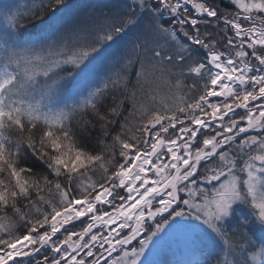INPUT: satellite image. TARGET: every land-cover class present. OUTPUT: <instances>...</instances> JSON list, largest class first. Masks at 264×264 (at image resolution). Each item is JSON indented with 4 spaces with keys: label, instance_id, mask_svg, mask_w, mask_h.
<instances>
[{
    "label": "snow or ice",
    "instance_id": "snow-or-ice-1",
    "mask_svg": "<svg viewBox=\"0 0 264 264\" xmlns=\"http://www.w3.org/2000/svg\"><path fill=\"white\" fill-rule=\"evenodd\" d=\"M230 3L237 11L209 0H131L85 12L42 42L23 39L27 22L44 7L55 17L68 0L0 7V264H152L143 258L153 238L181 219L200 222L194 242L218 248L215 264H264V243L257 248L227 231L248 206L252 227L264 234V0ZM201 23L223 24L222 41L202 33ZM133 57L140 87L129 91ZM97 62L109 69L102 83L73 91L69 85L87 82ZM157 72L168 87L163 97L141 84ZM110 85L124 92L102 111ZM89 114L104 138L119 120L99 153L78 147L72 128L80 119L95 128ZM28 155L42 171L21 165ZM83 217L81 230L66 227ZM118 220L119 231L93 233Z\"/></svg>",
    "mask_w": 264,
    "mask_h": 264
},
{
    "label": "trees",
    "instance_id": "trees-1",
    "mask_svg": "<svg viewBox=\"0 0 264 264\" xmlns=\"http://www.w3.org/2000/svg\"><path fill=\"white\" fill-rule=\"evenodd\" d=\"M16 1V0H15ZM73 1L74 3L76 0H68V2ZM19 2V0L17 1ZM48 0H23L21 1V10H23L26 6H33V7H38L41 3L47 4ZM210 3L216 4L221 10H229V11H234V6L228 4L225 0H209ZM72 9L70 10V12ZM51 11L48 7H44L42 10L37 11L36 13V19L31 20L27 22V29L23 31V39L25 41L29 40H34V41H44L47 38H49L53 33L59 28L61 25L59 22L62 21L63 18H65L67 15H64L63 17H59V21L57 23L53 22L51 26L49 25V19L51 17ZM165 23H169L168 21H165ZM200 28L201 32H211L213 35L218 39L222 41L223 37V24L220 25L219 28L213 26H208L207 28L205 27L204 24L198 25ZM193 48V55L197 56L200 59H203L204 56V50L199 48V46L192 45ZM68 70H71L70 68ZM140 70V65L139 62L136 63V65L133 67V69H126L127 77H128V89L129 91L132 90L133 87H136L139 89L140 85L137 84V76L136 73ZM194 77H190V79L187 81L186 85H191L194 81ZM103 81V80H102ZM100 82V84L102 83ZM197 85H200V81H196ZM75 81L72 82V84L69 85L70 88H75ZM143 84V88L145 91V94H147V85ZM185 91L187 89L185 88ZM124 92V89L121 88L119 90L113 89L112 86H109V91L106 97L104 98L102 104H101V110L106 111L109 106L112 104V96L115 95L117 98H119ZM196 94V93H192ZM158 102V101H157ZM130 107V105L126 102L124 104V109L125 113L127 109ZM87 119L93 120V123L96 125L95 128H93L91 125L82 127L83 125V119L80 120H74L72 122V128L76 136V143L77 146L80 147L83 150H86L91 153H99L103 151V145L100 143L101 139H105L106 143H111L112 140V135L118 133L120 131V124L119 120L117 121L116 125L114 126H109L110 127V132L112 135H109L107 138H104L102 136L101 130H100V125L99 122L95 121L91 114H89ZM123 115L119 118L122 119ZM22 166H29L32 167L34 170L37 171H42L43 170V165L41 162L36 160L35 158L31 157V155L26 156L22 161H21ZM91 174V173H90ZM93 179H99V173L93 176ZM204 182H200V185H202ZM122 193H124V190H119ZM182 196L184 198H187L186 194L182 193ZM118 203V201H117ZM155 204V203H154ZM107 208L109 211H111V208L108 205L104 206ZM245 209L249 211L251 214L249 217L247 215H242V214H237L235 218H232L231 220L228 221L227 223V231L229 232L230 235H235L237 238L241 234H244L251 242L253 245V239H257L258 242L264 243V234H259L258 229H254L252 227L253 222L255 221V217L253 216L252 212L253 210L245 206ZM8 215H12L11 209L6 210ZM89 222L88 217H83L81 218L80 221L72 222L70 225H67L66 227H69V229H74L76 231H79L82 229V227L85 225V223ZM17 234H22L25 232V229L23 227H18L16 229ZM127 231H124L121 234H126ZM62 239V235H58ZM258 245V243H257ZM256 247V245H255ZM217 253H218V248L214 245L213 248L205 254V256L202 255H197L194 257V259L189 263V264H195L196 261H202L203 264H215L216 259H217ZM169 263L168 261H164V264ZM171 264V263H170ZM174 264V263H172ZM178 264V263H177Z\"/></svg>",
    "mask_w": 264,
    "mask_h": 264
},
{
    "label": "rangeland",
    "instance_id": "rangeland-1",
    "mask_svg": "<svg viewBox=\"0 0 264 264\" xmlns=\"http://www.w3.org/2000/svg\"><path fill=\"white\" fill-rule=\"evenodd\" d=\"M17 1L18 0L16 1L15 0H0V7L4 5H9L12 7L13 12H15L17 8L21 10V1L23 0H19V2ZM225 1L228 4L232 5L230 3V0H225ZM130 2L131 0H76L75 3L73 1H70L68 2L71 5L70 8H68L67 10H61L60 12L56 14L55 17H52L51 15L49 19V25L51 26L53 22L57 23L59 21V17L61 16L63 17L64 15H67V16L63 18L62 21L59 22L61 25L70 23L72 20H74L75 18H77L78 16L82 15L85 12H90L93 10L108 11L109 9H113L118 6L124 5L125 3H130ZM71 9L72 11L70 12ZM234 11H237L235 6H234ZM165 21H168V20L166 19ZM168 22L170 23V21ZM5 23L6 21L4 17L0 15V28H2L5 25ZM145 23H147V18L145 19ZM181 40L185 43H188L186 39L183 38L182 36H181ZM29 41H34V40H29ZM137 62L138 61L135 59V57H133V63L130 64L127 68L133 69V67L136 65ZM90 68H91V75H90L89 80L85 82L81 77H78L75 80L76 84H75V88H73V91L83 88L85 84L90 85V86L99 85L100 82L109 74L108 66L103 62H97L91 65ZM173 71L178 72L179 67H177L176 69H173ZM158 75L159 73L157 72L155 75L150 76L148 78L151 81V83L146 84L147 91L149 88L156 89L158 87L159 89L158 92H153V94L157 95L158 97H163L168 94V87L163 83L162 80L156 79V76ZM170 78L173 81H175L176 76L173 75ZM183 79L186 85L187 81L190 79V76H186ZM149 175L151 176L152 173L150 172ZM200 187L208 188L210 191L212 188V185L203 183L202 185H200ZM238 214L247 215L248 217L251 215L249 211L245 209V206H241L238 209ZM73 222H76V221H73ZM149 223H152V222L149 221ZM180 224H181V227L174 228L166 232H162L158 235V237L153 238L155 243L149 245L150 251L146 253V256L143 259L152 261V264H164V261L165 262L168 261L169 263L167 264H170V263L171 264L172 263L189 264L194 259V257H196L197 255L205 256L207 251L213 248L214 245L212 244H201L199 241L194 242V237L195 235L200 234V229L193 228L192 226L199 225L200 224L199 221H193L190 219H181ZM201 227H204V226L201 225ZM110 228H111L110 226L102 227V228L97 227L93 230V233L101 232L103 234H107ZM124 231L128 232V229H125ZM258 233L261 234L260 231H258ZM57 235H62V234L58 233ZM113 235H115V233ZM143 235L144 234L142 233L141 237H138V239L143 238ZM73 239H76V237H73ZM85 239H88V237H85ZM253 243L254 244L256 243L255 245L257 248L262 245V242H258L256 238L253 239ZM136 244L137 242L133 241V245H136ZM120 254L121 253L119 251V246H118L117 251L114 252L111 257H108V259L109 260L115 259ZM81 256H83V253H81ZM105 256H107V253H105ZM88 259H91V258H88ZM101 264H104L103 260L101 261Z\"/></svg>",
    "mask_w": 264,
    "mask_h": 264
},
{
    "label": "water",
    "instance_id": "water-1",
    "mask_svg": "<svg viewBox=\"0 0 264 264\" xmlns=\"http://www.w3.org/2000/svg\"><path fill=\"white\" fill-rule=\"evenodd\" d=\"M118 222H120L119 220H118ZM112 226V225H111ZM94 230V229H93Z\"/></svg>",
    "mask_w": 264,
    "mask_h": 264
}]
</instances>
